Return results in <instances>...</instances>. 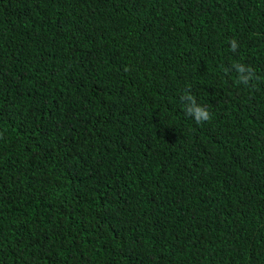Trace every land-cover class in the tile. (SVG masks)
Instances as JSON below:
<instances>
[{
    "label": "trees",
    "instance_id": "obj_1",
    "mask_svg": "<svg viewBox=\"0 0 264 264\" xmlns=\"http://www.w3.org/2000/svg\"><path fill=\"white\" fill-rule=\"evenodd\" d=\"M0 264H264V4L0 0Z\"/></svg>",
    "mask_w": 264,
    "mask_h": 264
},
{
    "label": "clouds",
    "instance_id": "obj_2",
    "mask_svg": "<svg viewBox=\"0 0 264 264\" xmlns=\"http://www.w3.org/2000/svg\"><path fill=\"white\" fill-rule=\"evenodd\" d=\"M261 3L264 4V0H260ZM230 47L233 51L236 50L237 48V44L236 42L233 40L230 42ZM234 67L236 68L237 72L239 73V82L243 83V84H247L250 79H252L254 77V73L252 71V69L246 68L243 64H235ZM247 73V74H245ZM142 96H148L147 94H143ZM184 97L190 101L191 103L186 107V114L187 113H191L194 117V120L197 123H201L203 121H208L211 119V115L209 113V111L198 105L196 103L195 97L190 93V92H185Z\"/></svg>",
    "mask_w": 264,
    "mask_h": 264
}]
</instances>
